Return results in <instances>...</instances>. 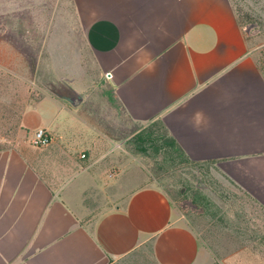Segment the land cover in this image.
Segmentation results:
<instances>
[{
  "label": "crops",
  "instance_id": "0c3cea01",
  "mask_svg": "<svg viewBox=\"0 0 264 264\" xmlns=\"http://www.w3.org/2000/svg\"><path fill=\"white\" fill-rule=\"evenodd\" d=\"M49 2L0 0V13H53L39 24L42 95L0 146V264L214 263L189 215L144 178L125 119L161 121L191 158L214 160L264 236L263 54L233 0ZM40 126L48 145L33 142Z\"/></svg>",
  "mask_w": 264,
  "mask_h": 264
},
{
  "label": "rangeland",
  "instance_id": "374dc122",
  "mask_svg": "<svg viewBox=\"0 0 264 264\" xmlns=\"http://www.w3.org/2000/svg\"><path fill=\"white\" fill-rule=\"evenodd\" d=\"M233 2L244 27L255 39L257 51L264 52V0ZM0 7H4V3H0ZM40 9L41 6H36L34 10L27 8L0 13V146L16 141L18 133H21L24 110L42 95L33 89L36 67L31 65L29 58L39 51L45 32L41 31L39 24H46L53 13H49V9ZM246 12H250L253 19L247 20ZM122 123L120 134L126 138L127 148L141 161L144 178L147 174L149 181L161 185L189 215L193 225L214 250L216 259L213 264H246L248 255H264V236L255 229L256 222L249 215L243 194L224 178L215 161L183 155L172 164L166 158L167 146L158 148L164 145L163 140L147 143L148 150L144 151L140 149L138 139L148 131H155L158 136L167 134L164 123L155 121L139 125L129 119ZM248 245L255 252L248 254ZM232 257H242L243 262L232 261Z\"/></svg>",
  "mask_w": 264,
  "mask_h": 264
},
{
  "label": "trees",
  "instance_id": "16d2710c",
  "mask_svg": "<svg viewBox=\"0 0 264 264\" xmlns=\"http://www.w3.org/2000/svg\"><path fill=\"white\" fill-rule=\"evenodd\" d=\"M54 2H55V0H50L49 5H53ZM246 19L247 20L253 19V17H252V15H251L250 12H246ZM21 50L23 52H25V50L23 48ZM260 53L263 54V56L261 57V62L264 63V52L261 51ZM37 57H38V52H37V54L34 55V57H31L30 56V58H29L30 59V62H31V65L34 66V67H36V64H37ZM138 139L140 141V149L141 150H144V151H147L148 150V147L146 146L147 143H149V142H152L153 143L154 141L163 140L164 145L163 146H158V148L159 149L160 148L162 149V147L167 146L165 148V150L167 152L166 158L168 160H171L172 161V164L175 163V162H177V159L179 157L183 156V155H186L188 158H191L186 153V151L183 149V147L179 144V142L177 141V139L175 137H173L172 135H170V133L168 132V130H167V134H165L163 136L155 135V131L144 132L143 134L139 135ZM181 161H183V160L181 159Z\"/></svg>",
  "mask_w": 264,
  "mask_h": 264
},
{
  "label": "built area",
  "instance_id": "2783aa9c",
  "mask_svg": "<svg viewBox=\"0 0 264 264\" xmlns=\"http://www.w3.org/2000/svg\"><path fill=\"white\" fill-rule=\"evenodd\" d=\"M108 76L109 77L113 76L112 71L108 72ZM52 140H53V134L48 127L40 126L36 129V131L34 133V137H33V142L36 145H39V146L48 145L52 142ZM85 155L86 154H84V156Z\"/></svg>",
  "mask_w": 264,
  "mask_h": 264
}]
</instances>
